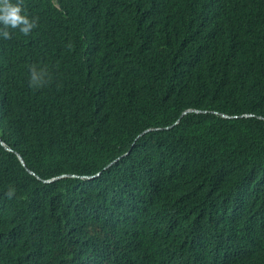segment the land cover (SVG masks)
<instances>
[{
    "label": "trees",
    "instance_id": "16d2710c",
    "mask_svg": "<svg viewBox=\"0 0 264 264\" xmlns=\"http://www.w3.org/2000/svg\"><path fill=\"white\" fill-rule=\"evenodd\" d=\"M21 4L0 264H264V0Z\"/></svg>",
    "mask_w": 264,
    "mask_h": 264
},
{
    "label": "clouds",
    "instance_id": "9594fccd",
    "mask_svg": "<svg viewBox=\"0 0 264 264\" xmlns=\"http://www.w3.org/2000/svg\"><path fill=\"white\" fill-rule=\"evenodd\" d=\"M36 24L37 19L35 17L30 18L27 15L26 10L22 7L21 0H0V39H10L9 29L18 30L20 33L28 35L36 27ZM44 75L42 69L31 68L29 70L30 85L40 87ZM8 194L11 195V191Z\"/></svg>",
    "mask_w": 264,
    "mask_h": 264
},
{
    "label": "water",
    "instance_id": "95a60500",
    "mask_svg": "<svg viewBox=\"0 0 264 264\" xmlns=\"http://www.w3.org/2000/svg\"><path fill=\"white\" fill-rule=\"evenodd\" d=\"M192 112L200 113L199 111H187V112H184V113L182 114L181 117H183L184 115H186V114H188V113H192ZM223 117H224V118H228V116H225V115H223ZM149 131H152V130H147V131H145L143 134H145V133H147V132H149ZM139 137H140V136H139ZM7 150H8V151H11V150H9V149H7ZM17 156H18V159L20 160L21 164H22L23 166H25L23 158H22L20 155H18V154H17ZM28 171H29V170H28ZM29 173H30L31 175H35L32 171H29ZM58 179H60V177H59V178H56V179H53V180H51V181H45V183H51V182L56 181V180H58Z\"/></svg>",
    "mask_w": 264,
    "mask_h": 264
}]
</instances>
